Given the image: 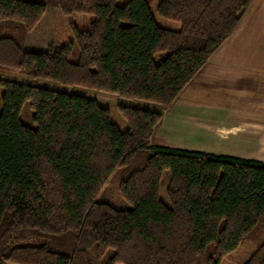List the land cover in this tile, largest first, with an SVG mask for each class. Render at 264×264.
I'll list each match as a JSON object with an SVG mask.
<instances>
[{"label": "trees", "instance_id": "obj_1", "mask_svg": "<svg viewBox=\"0 0 264 264\" xmlns=\"http://www.w3.org/2000/svg\"><path fill=\"white\" fill-rule=\"evenodd\" d=\"M253 1L0 0V71L30 78L0 76V264H220L248 237L243 264H264V161L151 143L162 108ZM50 6L94 18L64 45L29 50ZM36 79L143 105L118 106L122 129L95 97ZM120 168L131 208L101 196Z\"/></svg>", "mask_w": 264, "mask_h": 264}, {"label": "crops", "instance_id": "obj_2", "mask_svg": "<svg viewBox=\"0 0 264 264\" xmlns=\"http://www.w3.org/2000/svg\"><path fill=\"white\" fill-rule=\"evenodd\" d=\"M257 129L263 136L262 0L253 1L233 34L163 109L151 143L264 161L257 156Z\"/></svg>", "mask_w": 264, "mask_h": 264}, {"label": "rangeland", "instance_id": "obj_3", "mask_svg": "<svg viewBox=\"0 0 264 264\" xmlns=\"http://www.w3.org/2000/svg\"><path fill=\"white\" fill-rule=\"evenodd\" d=\"M125 1L126 0H120V3H123ZM263 1L264 0H262V2ZM93 18L94 15L89 13L74 12L71 14H64L58 8L50 6L46 9L45 13L43 14L38 24L27 34L25 45L29 50H33V51L45 50L55 45H64L69 40L74 39L73 37L74 25L77 26L78 28H86L90 25ZM160 19L162 24L177 26V23H171L169 20H165L162 18ZM77 56H78V48L76 47V50L72 55V57L74 59H77ZM0 76L5 78H15V79H24V80L30 79L29 77L18 72L2 71V70L0 71ZM35 82L44 86L55 87L58 89L77 92V93L85 94L87 96L95 97L100 102L110 107L112 119L116 121L119 124L120 128L122 129H126L128 123L121 114L120 110L118 109V106L122 104L143 105V102L136 100L133 101L126 100L124 98H121L115 94L108 92H102V91L87 89L82 87L65 88L56 83L42 79H36ZM1 94H2V88H0V111L2 108ZM166 108L167 107L162 108V110ZM32 116H33V111L29 108L28 105H26L22 112V119L29 124L32 121ZM245 130L251 132L250 129L248 128H246ZM261 131L262 130L259 129L255 130L254 133L255 134L258 133V136H254V138H257L256 140L258 141L256 147L257 156L264 158V137H263L264 134L263 136H260L259 133H261ZM121 175H122V168H120L112 176L101 196L103 197V199H105L106 201H108L117 208H131L132 207L131 203L127 201L125 198H123L119 191V183L121 180ZM167 180H168V175L164 174L162 196L166 199H167V194L165 191L166 189L165 186L167 184ZM256 245H257V241L254 238L251 237L246 238L244 242L240 245V247L235 251L231 252L230 254L226 255L220 264H243L253 253V251L256 248ZM110 254L111 252L108 253V256Z\"/></svg>", "mask_w": 264, "mask_h": 264}]
</instances>
